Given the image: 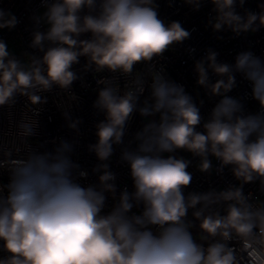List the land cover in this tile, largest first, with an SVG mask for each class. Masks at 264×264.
<instances>
[{
  "label": "clouds",
  "instance_id": "obj_1",
  "mask_svg": "<svg viewBox=\"0 0 264 264\" xmlns=\"http://www.w3.org/2000/svg\"><path fill=\"white\" fill-rule=\"evenodd\" d=\"M204 2L183 0L194 11ZM207 2L214 33L230 30L240 36L264 28V3L257 12L240 14L237 7L243 8L245 0ZM41 7L43 13L32 17L29 48L42 55L28 53L26 66L0 39V107L11 108L17 97L44 105L48 98L42 94L72 88L80 78L73 66L81 57L86 58L84 70L95 73L130 77L141 63L156 69L154 60L191 36L179 21L165 23L159 17L156 0H41ZM18 23L11 11L0 8V30ZM217 58L209 48L194 64L197 86L209 98H219L207 117L201 114L204 100L197 103L163 74V66L151 73L150 83L137 76L123 92L109 77L96 79L102 87L92 107L104 116L95 124L97 141L88 145L99 161L92 169L96 183H81L89 173L71 158L75 141H52L51 150L39 144L23 158L5 151L0 159V175L8 176L6 183L0 181V264H264V203H254L243 190L259 181L264 192V59L252 51L239 52L234 64ZM210 73L217 77L214 82ZM237 74L258 102L255 113L229 95ZM137 113L151 119L125 144ZM64 118L79 134L81 120L67 111ZM18 128L20 136L35 137L38 121L21 120ZM114 146H123L120 161L129 168L133 191L125 186L118 193L109 164ZM180 151L199 158L201 173L215 169L222 174L230 167L239 185L186 192L192 161L176 155ZM233 241L238 246H230Z\"/></svg>",
  "mask_w": 264,
  "mask_h": 264
},
{
  "label": "built area",
  "instance_id": "obj_2",
  "mask_svg": "<svg viewBox=\"0 0 264 264\" xmlns=\"http://www.w3.org/2000/svg\"><path fill=\"white\" fill-rule=\"evenodd\" d=\"M156 3L159 5V17L165 23L179 21L186 30L191 32L190 38L182 44L170 48L164 53L162 59L154 60L156 69H151L150 65L141 63L136 66L130 77L111 74L107 71L104 73H95L91 70L85 71L86 58L81 57L80 63L73 66V70L80 78L73 82L72 88L62 90L54 87L51 92L42 94L48 98L47 103L44 105H32L27 98L17 97L16 104L11 108L8 106L0 107V159L4 158L3 154L5 151H11L13 158H23L30 147L35 148L39 144H44L46 149L51 150L54 147L52 141L58 143L63 138L69 142L75 141L71 158L89 173L87 179L81 180V183L84 185L96 183L97 176L92 172V169L99 161L94 153L88 151V145L97 141L95 124L104 119L103 114L92 107L93 102L97 98L98 90L102 87L97 85L96 79L109 77L113 79L114 86L123 92L132 86L137 76H143L150 83L151 73L155 70H160V67L163 66V74L176 83L183 85L197 103L201 99L204 100L201 114L207 117L219 98H209L206 96L205 90L197 86V74L194 71L195 61L201 59L209 48L218 53L217 59L223 63L234 64L236 55L242 51H252L255 55L264 59V28L255 33H242L240 36H236L230 30L214 33L212 28L208 26V19L214 13L211 11L212 5L207 0H205L199 11H194L190 6L183 3V0H156ZM260 3H264V0H245L243 8L237 7V11L240 14H243L245 9L257 12L259 11L257 5ZM0 8L5 11H11L19 20L14 29L0 30V39L8 43L9 50L18 48L21 54L27 57L29 63V54L42 55L36 50L29 48L32 39L31 33L34 29L32 17L42 14L44 11L41 7V0H0ZM45 29L46 26L44 25L40 28L41 31ZM189 49L194 51L189 52ZM14 55L18 58L17 54ZM210 78L213 82L217 79L211 73ZM236 80L237 87L229 95L240 99L245 105L246 111L257 112L259 105L258 102L251 98L249 83L240 74L236 75ZM148 95L149 92L146 88L144 97ZM39 109L42 110L37 116L36 111ZM65 111L71 114L72 119L81 120L79 134L68 128V122L64 118ZM147 119L151 118H143L138 113L134 115L128 126V134L124 138L125 144L148 121ZM21 120L38 121L37 135L35 137L25 138L19 135L18 124ZM122 147L114 146V154L109 161L111 170L117 175L118 193L125 186H127L129 191H133L129 168L127 164L120 161ZM132 147H135V145L133 144ZM45 148H41L40 151H44ZM176 155L192 161L188 171L193 174V180L186 192H206L211 189L222 190L229 185H239V181L232 175L230 167L225 168L222 174H217L215 169H213L211 174L201 173L196 168L199 158H194L190 153L183 151L178 152ZM212 162L214 168L219 166V162L215 159ZM7 180V172H3L0 175V181L6 183ZM259 187V181H256L244 185L243 189L245 195L251 193V199L256 204L264 203V192H261ZM111 203V200H109V204ZM133 211L138 212L139 210L134 208ZM189 219H192L191 212H189ZM197 233L198 228L193 229L194 236ZM196 238L199 239V236ZM231 245L238 246L235 241L230 242ZM3 255L4 253L0 251V256Z\"/></svg>",
  "mask_w": 264,
  "mask_h": 264
},
{
  "label": "rangeland",
  "instance_id": "obj_3",
  "mask_svg": "<svg viewBox=\"0 0 264 264\" xmlns=\"http://www.w3.org/2000/svg\"><path fill=\"white\" fill-rule=\"evenodd\" d=\"M9 51L12 52L13 54H17L18 58L21 59V61L25 63L26 66L30 64L27 57L24 54H21L18 48H13L12 50H9Z\"/></svg>",
  "mask_w": 264,
  "mask_h": 264
}]
</instances>
